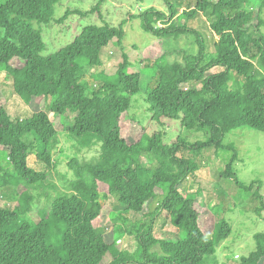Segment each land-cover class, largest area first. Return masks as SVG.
I'll list each match as a JSON object with an SVG mask.
<instances>
[{
	"label": "trees",
	"instance_id": "trees-1",
	"mask_svg": "<svg viewBox=\"0 0 264 264\" xmlns=\"http://www.w3.org/2000/svg\"><path fill=\"white\" fill-rule=\"evenodd\" d=\"M66 1L73 0H7L0 6V73L12 79L15 93L28 106L41 98L49 100L52 114L75 113L68 138L78 151L101 145V155L97 162L70 161L75 177L71 193L40 210L35 222L28 217L35 200L30 190H44L49 175L32 167L30 158L55 167L60 134L48 112L13 119L0 106V194L18 201L14 208L0 207V264H103L107 256L112 257L108 264H226L218 260V247L232 234L230 222L221 217L212 232L205 233L195 207L201 192L185 196L181 189L205 167V150L226 152L229 160L220 177L233 180L235 198L251 193L245 206L263 216L261 182H253L259 183L255 189V184L240 181L235 169L238 150L224 140L244 127L264 133V0H163L167 12L152 7L130 14L129 21L139 20L142 30L158 41L193 36L198 45L196 53L176 50L182 60L174 62L168 60L170 53L143 57L141 65L152 73L145 91L141 73L130 71L133 64L126 53L114 75L87 74L85 67L102 65L101 54L110 44L124 47L125 22L115 26L105 21L101 4L87 14H96L102 25L86 27L66 47L43 55L47 45L43 27L51 24L56 7ZM73 13L68 10L66 17ZM196 17L205 19L215 37L214 56L202 31L178 24ZM95 82L99 88H92L89 96ZM139 95L160 129L177 126L208 136L195 142L179 136L165 143L161 131L145 132L137 142L128 143L123 119L131 110V98ZM144 156L153 158L151 166L143 164ZM23 187L25 191L19 192ZM112 196L123 207L112 214V221L116 217L123 221L122 226L114 225L113 233L135 238L133 254L95 226ZM155 200L158 206L152 212ZM232 201L237 207L228 198L226 210ZM164 213L183 239L155 236L156 219ZM134 216L141 221H133L128 229ZM254 240L255 250L241 257L240 264H264V231Z\"/></svg>",
	"mask_w": 264,
	"mask_h": 264
},
{
	"label": "rangeland",
	"instance_id": "rangeland-1",
	"mask_svg": "<svg viewBox=\"0 0 264 264\" xmlns=\"http://www.w3.org/2000/svg\"><path fill=\"white\" fill-rule=\"evenodd\" d=\"M6 1L0 0V6ZM99 4H101L100 9L104 20L107 19L105 21L115 26L125 22L126 36L123 41V48L112 43L103 51L101 54L102 65L100 67H85L88 75L98 76L100 73H105L109 76L114 75L124 60L123 53H126L129 56V61L133 64L130 71H140L141 88L145 91L151 81L152 73L148 72V70L146 71V68L141 65L143 57L156 58L164 53H170L168 60L174 62L182 60V55H178L175 52L176 50H186L191 53L198 51V45L193 36H183L179 40L158 41L155 37L142 30L139 20H128L130 14L137 15L152 7L167 12V7L163 0H146L144 3H139L136 0H126L121 3L111 0H73L66 1L62 6L56 7L55 19L49 26L43 27L44 40L47 44L43 55L45 57L51 56L66 47L86 27L102 25L104 23L103 20L98 19L96 14H87ZM68 10L74 13L66 17ZM180 10L182 12L185 7ZM262 19L264 20V11ZM185 23L204 33L208 42L209 52L211 56H214L213 45L215 37L205 19L196 17L188 21L185 18L178 24L182 25ZM34 25L39 28L36 23ZM262 31L264 33V27H262ZM220 70L214 69L213 72ZM98 84V82L93 83L91 90L88 92L89 96L93 93L92 88H99ZM131 100V110L123 119V137L130 144L137 142L145 132L152 135L154 132L161 131L166 134L165 143H171L179 136L189 138L192 142L198 139L205 140V137L208 136L207 133L196 134L177 126L165 130L160 129L152 123L151 113L144 97L142 95L133 96ZM48 102L49 100L47 99L39 98L28 106L15 93L12 79L5 72L0 73V106H4L13 119L27 118L37 111L48 112L50 120L54 123L61 138L60 145L56 148L53 155L55 167L47 168L44 164L37 162L34 156L30 158L32 167L44 170L49 175V181L44 190H30L35 200L32 203V211L29 212L28 217L35 222L40 220V210L49 209L53 201L60 195L71 193V182L75 177L69 168L70 161L73 158H78L81 161L97 162L101 155V145L78 151L76 143L67 136V131L74 122L76 114L71 112L65 115L52 114L49 112ZM224 143H234L236 145L239 157L235 163V169L240 181L247 185L255 184V189L258 188L259 183L253 182H261L262 192L264 193V133L244 127L227 134ZM0 150H2V147H0ZM220 153L217 155L215 150L211 148L205 150L203 152L205 167L189 179L181 191L185 196L197 191L201 192L195 207L200 213V226L205 233L212 232L215 221L221 217L226 218L230 222L232 234L218 247V260L220 263L240 264L241 257L248 256L256 248L254 235L264 231V212L262 213L263 216L259 217L247 208L248 205L245 206L250 204L251 193H241L239 197L235 198L236 186L233 180L225 181L220 177V173L225 170L228 163L229 153ZM153 161V158L149 156L142 158V162L146 166H151ZM18 191L23 192L25 188H19ZM228 198L234 199L237 207H234L232 201V203H229V210H226L225 201ZM17 204L18 201L15 196H3L0 194V207L14 208ZM157 206L158 200H155L152 202L150 210L154 212ZM122 210L123 207L119 205L116 196H112L101 217L95 221V226L108 240H117L122 250L133 254L137 249L135 238L127 234L118 237L117 234L113 233L114 225L122 226L123 221L117 217L112 221V214ZM137 220L141 221V219L134 216L126 227L129 229L131 224H134ZM155 236L158 239L174 242L183 239V235L175 229L166 213L156 219ZM111 260L112 257L107 256L103 264H108ZM208 264L211 263L208 262Z\"/></svg>",
	"mask_w": 264,
	"mask_h": 264
}]
</instances>
